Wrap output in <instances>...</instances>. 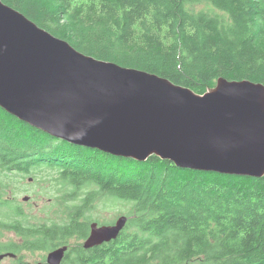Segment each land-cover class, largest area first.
<instances>
[{
  "label": "trees",
  "instance_id": "trees-1",
  "mask_svg": "<svg viewBox=\"0 0 264 264\" xmlns=\"http://www.w3.org/2000/svg\"><path fill=\"white\" fill-rule=\"evenodd\" d=\"M2 1L85 54L197 93L220 76L264 84V0ZM49 168L79 196L62 237L87 235L97 199L127 208L115 239L82 247L64 264H264V174L115 156L57 139L0 107V173Z\"/></svg>",
  "mask_w": 264,
  "mask_h": 264
},
{
  "label": "water",
  "instance_id": "water-1",
  "mask_svg": "<svg viewBox=\"0 0 264 264\" xmlns=\"http://www.w3.org/2000/svg\"><path fill=\"white\" fill-rule=\"evenodd\" d=\"M0 107L49 135L178 168L264 174V84L218 77L203 93L77 50L0 0ZM28 200L29 196H24ZM128 216L91 222L84 248L115 239ZM65 247L48 253L59 264Z\"/></svg>",
  "mask_w": 264,
  "mask_h": 264
},
{
  "label": "flooded vegetation",
  "instance_id": "flooded-vegetation-1",
  "mask_svg": "<svg viewBox=\"0 0 264 264\" xmlns=\"http://www.w3.org/2000/svg\"><path fill=\"white\" fill-rule=\"evenodd\" d=\"M31 177L34 179L33 183L37 184V179ZM3 181L0 179V264H48V253L57 248L65 247L59 263L64 264L73 258L77 250L84 248L83 243L89 235L92 221L88 223V233L85 237L81 238L77 233L62 237L59 226L70 220L71 215L69 213L73 210H68L62 221L54 218L53 220L46 219L44 222L31 223L24 215V210L21 207L12 208L9 206L14 202L13 196L7 199L3 197V193L10 194L9 192L13 188L9 187V182ZM38 229L44 230L43 233L38 235L36 233ZM4 233H9L12 237L4 238ZM14 236H17L18 240H14ZM36 239H38V246H25L26 241ZM73 240H75V244L72 243ZM32 251L40 253V255L29 254L33 253Z\"/></svg>",
  "mask_w": 264,
  "mask_h": 264
},
{
  "label": "rangeland",
  "instance_id": "rangeland-1",
  "mask_svg": "<svg viewBox=\"0 0 264 264\" xmlns=\"http://www.w3.org/2000/svg\"><path fill=\"white\" fill-rule=\"evenodd\" d=\"M8 173V175L0 173V176L4 181L9 182V187L13 189L9 192L10 194L3 193V197L9 199L13 196L14 202L9 206L12 208L21 207L24 210V215L31 223L44 222L46 219L53 220L54 218L62 221L68 210H75L71 206L79 202V196L73 197L70 194L73 187L58 180L59 174L55 168L42 171L38 169L36 172L24 176L16 172ZM31 176L37 179V184L33 183L34 179ZM24 195H29V200H24ZM126 209L124 205L120 204H111L104 207L103 203L97 199L92 212L89 214V219L90 221L109 224L114 222L118 215L124 214ZM3 237L12 236L9 233H4ZM14 240H18V237L14 236ZM72 243L75 244V240ZM29 254L40 255L36 252Z\"/></svg>",
  "mask_w": 264,
  "mask_h": 264
},
{
  "label": "bare ground",
  "instance_id": "bare-ground-1",
  "mask_svg": "<svg viewBox=\"0 0 264 264\" xmlns=\"http://www.w3.org/2000/svg\"><path fill=\"white\" fill-rule=\"evenodd\" d=\"M71 1V0H70ZM117 162V161H116ZM123 173V172H122Z\"/></svg>",
  "mask_w": 264,
  "mask_h": 264
}]
</instances>
